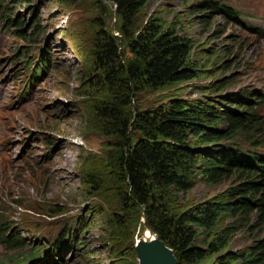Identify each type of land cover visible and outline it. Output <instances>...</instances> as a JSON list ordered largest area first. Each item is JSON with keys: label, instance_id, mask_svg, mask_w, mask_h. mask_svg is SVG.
<instances>
[{"label": "rangeland", "instance_id": "rangeland-1", "mask_svg": "<svg viewBox=\"0 0 264 264\" xmlns=\"http://www.w3.org/2000/svg\"><path fill=\"white\" fill-rule=\"evenodd\" d=\"M30 1L14 6L13 14L23 21L27 33L31 18L39 24L35 43L14 37L2 22L9 0L0 7L1 232L11 238L18 235L28 246L12 250L0 245V264H12L28 253L29 246L52 248L68 229L67 245L58 244L69 248L50 258L57 260L52 264H138L133 248L145 233L142 215L127 216V222L119 226V198L112 182L110 188L95 192L81 181L84 160L100 159L112 151L111 139L99 131L84 97L91 68L92 23L100 13L93 0ZM203 1L149 0L137 13V27L150 16L159 18L165 27H176L192 45L189 63L206 74L145 90L136 96L135 107L152 109L175 98L202 99L207 94L197 89L227 83L217 96H226L224 102L241 105V109H257L263 117L264 102L260 106L257 102L264 96V0H213L228 6L233 18L216 9L201 12L206 6ZM111 31L117 35L113 26ZM45 47L50 50V63L41 72L33 64ZM222 123L225 126L226 119ZM247 149L264 157V147ZM242 181L234 173L214 186L196 182L174 199L172 208L180 211L206 204ZM260 216L253 210L237 224L229 250L264 235ZM76 240L81 244L75 247ZM209 261L206 258L199 264Z\"/></svg>", "mask_w": 264, "mask_h": 264}, {"label": "trees", "instance_id": "trees-1", "mask_svg": "<svg viewBox=\"0 0 264 264\" xmlns=\"http://www.w3.org/2000/svg\"><path fill=\"white\" fill-rule=\"evenodd\" d=\"M93 1L100 16L92 23L91 68L84 97L99 131L111 139L108 146L112 151L100 159L83 161L82 183L95 192L111 184L119 198V226L127 222V216L142 215L146 227L172 250L178 264H199L206 258L211 261L205 264H264V235L235 251L228 249L242 219L253 210L264 219V158L247 149L264 147V116L257 109H241V105L224 102L226 96H217L227 83L197 89L207 94L202 99L175 98L152 109L135 107L136 96L145 90L206 73L189 63L192 45L176 27H165L152 16L136 26L137 13L149 0ZM30 3L9 0L2 22L14 37L35 43L39 24L31 18L27 33L23 21L13 14L14 6ZM203 4L201 12L216 9L226 17L232 15L222 3L204 0ZM38 56L41 68H46L48 47ZM261 98L259 106L264 102V96ZM222 119H226L225 126ZM234 173L243 181L233 190L206 204L180 211L172 208L174 199L185 195L196 182L214 186ZM2 222L0 218V245L12 250L27 248L18 235L11 238L1 232ZM68 231L63 239L54 241L47 259L60 253L58 243L65 242V248ZM80 244V240L74 241L75 247ZM42 249L32 247L31 255Z\"/></svg>", "mask_w": 264, "mask_h": 264}, {"label": "water", "instance_id": "water-1", "mask_svg": "<svg viewBox=\"0 0 264 264\" xmlns=\"http://www.w3.org/2000/svg\"><path fill=\"white\" fill-rule=\"evenodd\" d=\"M143 227L151 234V238H142L134 243L138 264H178L172 250L146 227L144 219Z\"/></svg>", "mask_w": 264, "mask_h": 264}, {"label": "bare ground", "instance_id": "bare-ground-1", "mask_svg": "<svg viewBox=\"0 0 264 264\" xmlns=\"http://www.w3.org/2000/svg\"><path fill=\"white\" fill-rule=\"evenodd\" d=\"M263 37H264V36H263ZM144 232H145V233L143 234V238H144V239H150V238H151V234H150L147 230H145ZM53 249H54V248H53ZM55 250H56V249H55ZM61 250H63V249H61ZM53 251H54V250H53ZM64 251H65V250H64ZM57 252H58V251H57ZM57 252H56V254H58ZM61 253H62V252H61ZM61 262H62V261H61ZM62 263H63V262H62Z\"/></svg>", "mask_w": 264, "mask_h": 264}]
</instances>
